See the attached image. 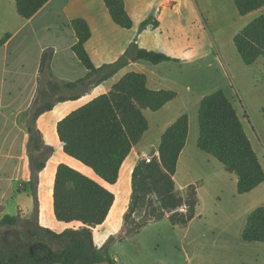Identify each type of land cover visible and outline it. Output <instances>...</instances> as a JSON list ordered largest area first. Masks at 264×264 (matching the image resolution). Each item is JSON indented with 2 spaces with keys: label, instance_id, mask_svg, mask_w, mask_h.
I'll return each instance as SVG.
<instances>
[{
  "label": "crops",
  "instance_id": "1",
  "mask_svg": "<svg viewBox=\"0 0 264 264\" xmlns=\"http://www.w3.org/2000/svg\"><path fill=\"white\" fill-rule=\"evenodd\" d=\"M125 4L134 22L130 30L115 24L104 0H50L33 18H14V22L8 21L7 13L0 10V23L12 26L0 32V40L5 34H10V38L0 47V202H7L10 208L13 183L19 182L20 186H25L19 188L14 216L31 218L38 205L41 226L57 233L70 227H80V224L58 222L53 211L57 166L68 164L98 180L116 195L107 220L94 230L97 245L104 247L123 228V217L132 194V174L138 161L158 155L164 132L182 115H188L189 135L179 157L174 180L179 190L198 185L196 217L186 228L172 225L168 218L151 222L138 234L110 244L111 256L117 264H264V243L245 242L242 238L249 215L255 209L264 207V183L250 193L239 194L237 176L227 172L217 159L198 147L201 102L204 97L223 90L233 102L264 168V141L255 132L241 103L233 100L235 91L222 65L216 63L219 66L217 69L222 72V85L212 79H201L211 73L215 65L209 62V53L197 51L200 44H196L189 34V30L201 21L206 23L200 7L195 0H125ZM76 18L85 19L89 24L91 38L86 50L98 68L115 64L134 45L163 52L178 61L154 65L148 61H134L131 52L128 63L114 77L93 86L82 98L59 103L51 112L40 116L36 128L46 144L54 148V153L45 170L33 177L29 161L28 121L38 93L43 52L49 48L54 50L51 71L58 81L75 82L89 73L73 51L78 39L71 22ZM147 20H151L152 24L142 28V23ZM154 23L157 27L153 26ZM31 48L35 51L33 55L29 52ZM180 72V78L176 79L174 76ZM128 73L143 74L147 77L149 89L175 91L178 97L159 112L144 111L149 129L126 160L118 184L111 186L78 161L72 158L79 167L63 157L57 125L75 109L109 92ZM69 104L75 107L64 111ZM57 111L62 112L61 117L55 115ZM57 152L62 156L61 160L50 167ZM123 174L127 178V185L131 183L125 201H121L118 195L123 187ZM27 185H33L34 191ZM48 187L49 208L44 206L43 197ZM8 208L6 212L10 211ZM46 213L53 220V227L43 224Z\"/></svg>",
  "mask_w": 264,
  "mask_h": 264
},
{
  "label": "trees",
  "instance_id": "2",
  "mask_svg": "<svg viewBox=\"0 0 264 264\" xmlns=\"http://www.w3.org/2000/svg\"><path fill=\"white\" fill-rule=\"evenodd\" d=\"M17 13L23 19L33 18L50 0H15ZM238 13L247 16L264 7V0H233ZM117 26L130 30L134 26L126 10L125 0H104ZM152 24L144 21L142 27ZM157 25L156 23L153 26ZM78 39L73 47L77 58L89 71L75 82L58 81L52 71L54 50L46 49L41 57L39 88L28 121L29 161L32 176L45 170L54 148L47 145L36 128L37 119L51 112L59 103L85 96L93 86L114 77L133 52L134 61L154 65L178 61L159 51L134 45L115 64L96 67L86 50L91 29L85 19L72 20ZM10 38L6 34L0 47ZM235 46L246 65L264 59V15L255 19L235 37ZM178 93L154 91L147 86L143 74L128 73L112 89L96 96L59 121L57 134L66 155L78 161L104 183L118 184L123 166L149 129L144 111L159 112ZM199 149L217 159L227 172L238 178V193L247 194L264 183V168L253 148L232 101L223 90L206 97L199 108ZM189 135V117L182 115L162 135L159 154L141 159L132 174V194L123 228L104 247L96 243L94 230L107 220L116 195L98 180L68 164L57 166L53 188V211L58 222L80 224L61 233L40 225L38 205L27 220L7 215L1 226H19L35 218L36 227L22 243V250L0 246V264H117L109 245L138 234L151 222L168 218L172 225L186 228L196 217L198 185L179 190L175 184L178 160ZM242 238L245 242L264 243V207L248 217Z\"/></svg>",
  "mask_w": 264,
  "mask_h": 264
},
{
  "label": "rangeland",
  "instance_id": "3",
  "mask_svg": "<svg viewBox=\"0 0 264 264\" xmlns=\"http://www.w3.org/2000/svg\"><path fill=\"white\" fill-rule=\"evenodd\" d=\"M10 2L11 0H1L0 10L2 11L3 9L7 13V16L10 18L8 21L10 20V22H14V18H16V20H22L17 13L15 0H12V4ZM195 2L200 7V11L203 13L206 23L201 21V23L189 30V34H191L196 44H200V48H196L197 51L201 54L209 53L210 56L208 60L215 65L214 70L209 74H205L201 79H212L218 85H222V72L220 69H217L219 66L216 64L220 63L225 70V74L231 87L235 91L236 96H234L233 100L241 103L242 107L248 114L255 132L264 141V59L260 58L254 64L246 65L242 61L234 42L235 37L242 32L244 28L250 25L258 17L264 15V7L247 16H241L238 13L233 0H195ZM201 13L198 11L200 18H202ZM4 24L5 23L2 24V22L0 23V32L7 27L8 29L12 28V26H4ZM154 27H157V25ZM151 40L154 41V37H152ZM29 52L33 55L35 51L31 48L29 49ZM181 73L182 72L174 77L179 79ZM72 107L75 106L69 104L64 107V111L67 109L70 111V109H73ZM55 115L61 117L62 112L57 111ZM61 152L63 153V157L66 158L69 163H73L79 167V164L76 161L63 152L62 147ZM56 155L54 156V159L51 160L50 167L54 166L55 163L61 160L62 156H59L60 154H58V152ZM122 184L123 187L120 188L118 195L121 201H125L128 199L127 193L130 192L129 188L131 187V183L130 185H127L125 174H123L122 177ZM23 186L25 185L20 186L19 182L13 183L14 193L12 192L13 194L10 196V208H8L7 202H0V223L6 214L11 216L16 215L17 207L15 200L16 198H19V188H22ZM29 187H31V191H34L33 185H30ZM46 190V195L43 196L45 199L44 206L49 208V187ZM7 208L10 211L6 212ZM24 219L29 220L30 218ZM35 220L36 219L33 218L27 223H20L19 226L0 225V246L6 249L16 247L17 250H22V243L27 240L28 234L36 227ZM43 220L44 225H48L49 227L54 226L52 224L53 220L50 215H47V213L44 215ZM57 230L60 231V229Z\"/></svg>",
  "mask_w": 264,
  "mask_h": 264
},
{
  "label": "water",
  "instance_id": "4",
  "mask_svg": "<svg viewBox=\"0 0 264 264\" xmlns=\"http://www.w3.org/2000/svg\"><path fill=\"white\" fill-rule=\"evenodd\" d=\"M95 264H110L109 262H100V263H95Z\"/></svg>",
  "mask_w": 264,
  "mask_h": 264
}]
</instances>
